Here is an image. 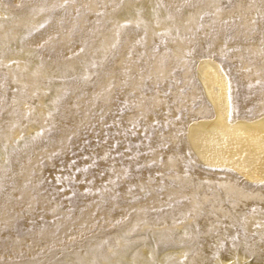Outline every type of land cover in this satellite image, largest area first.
<instances>
[{
	"label": "rangeland",
	"instance_id": "obj_1",
	"mask_svg": "<svg viewBox=\"0 0 264 264\" xmlns=\"http://www.w3.org/2000/svg\"><path fill=\"white\" fill-rule=\"evenodd\" d=\"M16 15L30 21L0 44V264L107 258L123 232L145 253L164 229L193 248L162 243L157 264L264 262V184L187 139L212 113L200 59L227 75L232 116L264 111V0H0V23Z\"/></svg>",
	"mask_w": 264,
	"mask_h": 264
},
{
	"label": "bare ground",
	"instance_id": "obj_2",
	"mask_svg": "<svg viewBox=\"0 0 264 264\" xmlns=\"http://www.w3.org/2000/svg\"><path fill=\"white\" fill-rule=\"evenodd\" d=\"M144 17L139 14L138 18L144 20ZM12 19L10 24L0 23V44L15 37L19 31L28 26L30 21L29 16L24 15H16ZM145 22H149L148 19ZM73 67L71 62H66L60 64L58 69L71 71ZM43 73L46 74L48 71L45 69ZM197 76L205 97L212 107V113L192 120L188 125V144L195 158L207 167L228 169L241 176L246 182L264 184V111L252 118L231 115L228 77L216 60L200 59L197 65ZM27 78L31 83L36 81V72L30 66ZM49 95L50 90H44L41 102L44 103ZM8 139L7 134H1L0 147L4 146ZM227 189L234 191L235 195H241L240 189ZM173 231L164 229L154 232L152 236L154 248L151 247L145 253L137 238H129L123 232L120 249L116 250L114 255L104 258L103 254H100L101 251L99 252L96 246L91 245L85 250L83 256L72 254L59 264H157L156 249L168 241L184 242L188 246L187 255L193 248V243L188 239V231L182 232L181 235H176ZM191 255L193 257V254ZM191 255L189 254L190 258H192ZM250 256L249 252L240 255L238 264H264ZM200 262L205 264V258H202ZM232 262L228 258H222L216 259L213 264H231ZM166 264L175 263L167 262Z\"/></svg>",
	"mask_w": 264,
	"mask_h": 264
}]
</instances>
